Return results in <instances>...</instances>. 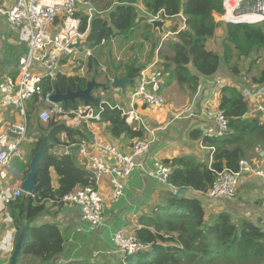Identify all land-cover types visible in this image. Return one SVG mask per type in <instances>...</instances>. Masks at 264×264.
<instances>
[{
	"label": "trees",
	"instance_id": "1",
	"mask_svg": "<svg viewBox=\"0 0 264 264\" xmlns=\"http://www.w3.org/2000/svg\"><path fill=\"white\" fill-rule=\"evenodd\" d=\"M91 5V16L76 14L80 17L79 31L89 28V35L84 48L93 50L111 41L114 37L129 40L134 38L139 25L143 22L141 36L150 41L153 48L154 38L150 34L148 21L161 14L163 19L172 20L183 16L185 29L170 28L174 38L167 41L170 55L158 63L159 73L163 76L160 90L173 83L194 94L199 85L200 77H211L218 74L220 57L223 58V73L231 72L233 79L241 75L237 61L249 58L253 53L264 49V23L257 24H226L225 34L220 51L207 48L218 29L220 22L215 21L224 13L222 0H82ZM1 2V1H0ZM137 5L146 9L147 14L140 16ZM198 39V40H197ZM19 52H26V44L16 48L4 42L0 71L7 77L15 78L19 71ZM64 63V60H61ZM13 65V67H11ZM86 73L92 74L95 80L101 77L97 70L99 65L94 55L88 57L85 64ZM11 67V68H10ZM145 65L133 60L124 72L114 78L127 77L130 86ZM116 66H109V69ZM192 69L194 72H192ZM66 76L59 72L53 82L44 79L41 82L43 96L58 85L61 92L75 90L76 86L84 88L90 79L84 74ZM251 74V68L248 69ZM109 76V75H108ZM104 74L105 86H110L113 78ZM251 83L247 85L257 88L264 84V71L248 76ZM99 83V82H98ZM95 97V96H94ZM99 102L101 98L95 97ZM249 100L238 87L231 82L220 89L218 108L228 119V132L223 136L203 137L197 131L190 133V138L201 139L203 146L212 148L211 162H200L193 155L165 158L162 165L171 168L167 177L169 184L179 188H189L191 195L175 197L170 192L164 194L160 203L152 213L139 217V228L134 230L136 239L149 248L132 255H126L125 264H264V231L258 220L233 216L226 209L206 212L203 199L198 194H206L216 179V173L224 168L236 170L239 160L255 148H264V123L257 113L252 112ZM44 101L37 96L26 103L28 119L34 118L38 110L44 107ZM62 105V104H61ZM80 103H78V106ZM64 110L76 109L71 104L62 105ZM95 122V121H93ZM105 125L106 131L113 139L135 141L146 139L147 132L142 127L128 124L117 110H106L98 121ZM38 131L28 158L29 162L38 150L41 140L47 137L43 155L39 161L32 195L23 194L7 204L17 236L25 227L17 264H52L63 251V241L56 225L45 224L38 228L31 226L32 221L47 210L46 204L52 209L62 206V198L88 185L89 173L78 162L79 147L91 142L92 134L85 124L70 127L64 122L49 120L43 123L37 119L29 124V130ZM28 130V132H30ZM62 135V137H61ZM131 145V144H130ZM63 149L61 153L53 152V148ZM81 158V157H80ZM58 176L57 186H52L50 170ZM24 174V177H25ZM28 258H31L29 261ZM91 264V263H80Z\"/></svg>",
	"mask_w": 264,
	"mask_h": 264
},
{
	"label": "built area",
	"instance_id": "2",
	"mask_svg": "<svg viewBox=\"0 0 264 264\" xmlns=\"http://www.w3.org/2000/svg\"><path fill=\"white\" fill-rule=\"evenodd\" d=\"M4 1L8 8L0 7V15L17 30L18 40L26 44V52L19 58L17 77L14 79L5 77L0 81V114H8L9 117L14 113L18 115L17 121L9 118L8 121L1 123L0 170L8 166L13 159L19 162L26 161L22 145L27 141H34L33 136L28 132L26 103L35 96L39 101L43 100L46 103V108L44 106L38 114L39 121L43 123L54 120L64 122L70 127H77L81 124L87 125L88 121L98 122L103 111L117 110L128 124L142 127L147 132L146 139L131 142L127 153L121 152L111 143L93 140L79 147L78 152L84 169L89 173L88 185L66 194L61 200L62 205L77 207L82 220L92 228L100 227L104 223V200L100 193L102 179H107L110 200L116 201L123 193V180L133 170L137 169L148 176H154L153 172L146 171L144 165L139 162V158L147 153L154 142L155 131L145 127L141 118L136 114L135 105L160 108L165 104V99L160 94L163 76L159 71H152L149 74L142 71L139 82L130 95L128 110L103 97L96 106L84 107L80 104L74 110H64L61 104L49 102L53 90L43 96L41 82L44 79L53 82L58 73L63 72L61 60L72 53L66 49L67 45L76 35L81 37L89 30L87 27L85 32L79 31L81 19L76 14H88L91 11L77 7L78 2L83 3L81 0ZM222 6L224 13L218 18L220 17L227 24H256L264 21V0H222ZM160 15L151 20L157 19ZM185 28L183 24L181 29ZM89 50L91 49L86 50L87 56L91 55ZM35 65L42 69L40 73L34 72ZM247 82L251 83V79L248 78ZM216 84L220 89L224 86L221 79H218ZM243 95L250 103H253L252 112L257 113L259 121L264 123V84L249 92H244ZM205 115L216 123L215 136H223L228 132V119L222 110L214 108L205 112ZM203 137H211V135L205 134ZM255 150V154L250 158L239 160L236 170L224 168L217 172L214 184L203 195L213 200H233L243 179L254 176L260 178L264 184V148ZM170 173L171 168L163 166L157 176L168 192L175 195L179 187L167 182ZM22 195L20 187L13 191H0V212L8 203ZM261 207L263 212L258 221L264 231V198ZM111 241L124 255H132L149 248L148 245L141 244L136 239L134 230L132 231L129 227L115 231Z\"/></svg>",
	"mask_w": 264,
	"mask_h": 264
},
{
	"label": "crops",
	"instance_id": "3",
	"mask_svg": "<svg viewBox=\"0 0 264 264\" xmlns=\"http://www.w3.org/2000/svg\"><path fill=\"white\" fill-rule=\"evenodd\" d=\"M137 8L140 16L147 14L146 9L141 5H137ZM83 15L91 16L89 14ZM166 21L167 24L164 27L165 34L163 36L160 37L157 32H152V29L150 30V34H155L156 37L161 38L159 41L154 38L153 43H158L155 48H153L150 41L143 40L141 36L143 22L140 23L139 31L134 38L129 40L120 37L112 38L109 43L113 42L112 52L113 56L116 57L118 61V65L114 64L113 66H116L115 69L112 68L107 70V76L109 75L108 77L115 79L114 77L124 72V69L130 65L133 60L146 66L143 71L145 74L158 70V63H160L165 56L170 55L169 44L164 40H171L174 38V34L170 32V28L176 27L180 30L184 24V18L179 15L172 20ZM215 21L220 22V28L215 36L207 42V48L210 50H212V47H216L217 43L214 41L220 40L221 35L219 31L225 29L227 24L220 17H215ZM4 42L16 48H20L22 44L18 40L17 30L11 27L6 19L0 15V58L2 56ZM98 48L100 47L89 51L94 55ZM21 53L22 52H19L18 61L23 55H21ZM121 53H124L123 57H121ZM63 60L66 62V58ZM62 66L63 73L66 76L73 75L70 70L67 72L69 67L66 69L64 63H62ZM2 67V64H0V69ZM11 67H13V65ZM33 70L36 73L42 71L37 65L34 66ZM192 72H194L193 69ZM5 76L7 77L6 73L0 71V81L4 79ZM139 78L140 77L136 79L133 86L129 84L125 86V89L126 87L129 89V98L134 87L138 84ZM218 79H221L225 85L227 79L223 72L211 77H200L198 89L194 94H190L185 88H181L175 83L167 88L161 89L160 92L163 93L166 101L165 105L168 108V112L164 115L160 114L161 108H148L144 105H135V110L137 108L148 109L151 112L159 110L158 114L152 118L156 127H150L147 118L144 119L148 129L155 131V140L147 153L139 158V162L144 165L146 171L153 172L154 176H148L145 172L137 169L133 170L130 175L123 180V193L116 201L110 200L107 179H102L100 181V193L104 200V223L100 227L92 228L87 222L82 220L80 211L75 206L62 205L52 209L50 205L46 204L47 210L45 213L37 216L32 221L31 226L34 228H38L45 224H54L57 226L63 241V251L52 264H80L83 262L91 264H125L124 260L126 255L115 247L111 241L112 235L115 231L125 227H129L132 231L139 228V217L152 213L155 207L160 203L164 194H169L168 189L157 176L163 167L162 160L183 155H193L198 161H208V164H210V148L203 146L202 138H190V133L197 131L201 136L205 134L211 136L216 135V123L212 118L206 116L205 112L218 108L220 99V88H218L216 84ZM243 84L244 83L237 81V86L242 94H244V92H249L251 89H255L254 87L250 88L247 83ZM102 91L100 92L101 96L104 95L103 93H106H102ZM110 95L115 101L124 102L125 105L129 103V98L128 100L123 99L124 91L112 89ZM178 103L180 104L179 108H177ZM251 104L253 105V103ZM175 110L178 111L175 113ZM189 111H193V115H190L188 113ZM185 112L189 115L181 118L178 117V114H185ZM12 116L18 120L15 113L11 115L10 118ZM8 120L5 114L1 113L0 127L2 122ZM11 120L17 121L14 119ZM86 123L87 125L85 126L91 132L93 141L111 143L121 152H128L131 141L113 139L102 123L97 121H88ZM36 134H38V131L35 128H32L29 132V135L33 136L34 139ZM188 137L192 142L188 141ZM30 139H32V137H30ZM24 146L26 147L24 148ZM31 146L32 142L29 141L22 145L26 161H28ZM63 149H67L68 151L71 150V148L68 147L62 148L61 146H57L53 148V152L59 154ZM26 161L19 162L13 159L8 166L0 170V191H13L17 187L21 189V182L27 170L25 165ZM78 162L83 165L80 156L78 157ZM50 176L52 179V186L56 187L58 176L53 169L50 170ZM243 184H247L248 189L242 195L235 196L233 200H219L218 202L205 195L198 194V196L203 199V204L205 205L207 213L222 208L226 209L233 216L243 217L249 220H258L263 212L261 203L264 198V184L260 178L254 176L243 179L239 188L243 186ZM16 239L17 233L8 207L5 206L3 211L0 212V264H9ZM28 259L31 261V258Z\"/></svg>",
	"mask_w": 264,
	"mask_h": 264
},
{
	"label": "rangeland",
	"instance_id": "4",
	"mask_svg": "<svg viewBox=\"0 0 264 264\" xmlns=\"http://www.w3.org/2000/svg\"><path fill=\"white\" fill-rule=\"evenodd\" d=\"M83 3H85V2H83ZM0 7L7 9L8 5L3 0V1L0 2ZM92 12L93 11H91L88 14L91 15ZM81 16H83V13H82ZM259 23H261V22H259ZM262 23H264V21H262ZM223 32L225 34V29H221L219 31V34L221 35V38H220V40L218 39L219 41L218 40L214 41L217 44H216L215 48L212 47V50H215L217 52L220 51V45H221V42H222L223 37H224ZM109 42H107V44L105 43L103 46L98 48L95 51V54H94V58H95V60L97 61L98 65H99V68H98L97 72L102 74L101 77H99L98 80H96V82L103 83V84H104V81H105L104 74L107 75V70H108L109 66H112L114 64L118 65V61L116 60V57L113 56V52H112L113 42H111V43H109ZM86 50H87V48H84V50H82V51L81 50L80 51H74L71 54H68V55L64 56L62 59L66 58V62H64V65H65L66 69H67V67H69V69H67V72H68V70H70L72 73H75V74L76 73L79 74V75L80 74H84L85 75L84 77H86L87 79H90L92 77V74H90V73L87 74L86 73V69L87 68L85 66L86 62L88 61V57H89V56H87ZM91 55H93L92 52H91ZM123 56H124V53H121V57H123ZM146 59H148V58H146ZM237 65H238V69H239L241 75L239 77H237V80H235V79H233L231 72L223 73L225 78L227 79L225 84H229L231 82L233 85L238 87L237 86V81L240 82V83H244L245 84L247 79H248V76H250L251 74H259L260 72L264 71V49L263 50H259L257 53H253L249 58L239 59L237 61ZM249 68H251V74L250 75L248 74V69ZM156 71H159V70H156ZM240 85H242V84H240ZM101 91L102 90H99V91L94 90V91H92V95H94L95 97H99V98L103 97V98L107 99L108 101H110L111 103H117L121 107H123L124 109L128 110V106L125 105L124 102L115 101V100L112 99V97L110 95V93L112 92V89H109L108 91H102V93L106 92V93H103L104 94L103 96H101V93H100ZM160 94L164 97L162 92H160ZM128 98H129V89H128V87H126V89L124 90L123 99L124 100H128ZM164 99H165V97H164ZM165 104H166V101H165ZM165 104L162 107H160L161 108V113L160 114H162V115H164V114H166L168 112V108L166 107ZM249 104H250V107L253 108V105L250 102H249ZM44 106L46 108V103H45ZM179 107H180V104L178 103L177 108H179ZM42 109H43V107H41L38 110L36 115H38L39 112ZM135 111H136V114L141 118V120L143 121L145 126H146V124L144 122V119L147 118L149 126L150 127H156V124L154 123L152 118H154L158 114L159 110H155V111L151 112L148 109H138L137 108ZM177 111L178 110H175L174 112L176 113ZM188 113L189 114L193 113V111H189ZM188 113L185 112V114L184 113L178 114V115H180L179 118H181L183 116H188L189 115ZM5 116H6L7 119L10 118L8 114H6ZM16 116H18V115L16 114ZM10 119L17 120V118H15L13 116ZM37 119H38V116H35L34 118L28 119V130H29V124L32 123V122L34 124V121H36ZM188 141L192 142V140L189 137H188ZM25 147L26 146H24V148ZM257 148H261V147H257ZM255 149H254V151L248 152V154L244 158H250L251 156H253L255 154V151H256ZM60 152H61V150H60ZM25 165L27 167L28 161H26ZM239 186H240V184H239ZM247 189H248L247 184H243V186H241L237 190L236 196L242 195ZM215 201L219 202V200H215Z\"/></svg>",
	"mask_w": 264,
	"mask_h": 264
},
{
	"label": "water",
	"instance_id": "5",
	"mask_svg": "<svg viewBox=\"0 0 264 264\" xmlns=\"http://www.w3.org/2000/svg\"><path fill=\"white\" fill-rule=\"evenodd\" d=\"M77 7H79L80 9H84L86 11L92 10V7L89 3L78 2ZM148 24L151 26L152 32H157L160 37L165 34L164 27L167 24V21L163 19L161 15L157 19L149 20ZM88 35H89V30H87L84 33V35L81 37L76 35L72 39V41L67 45L66 49L70 52L82 50V48L84 47L83 45L86 43V39ZM223 66H224L223 58L220 57V68L218 73L223 72ZM128 84H130V80L125 76L113 79L110 86H105L103 83H98L96 82L94 77H91V79L88 82H86L84 88H80L79 86H76L75 90L67 89L65 92H61V90L58 88V85L55 83L53 94L49 97V102L53 104H62V105L71 104V106H73L74 108L78 106V103L82 104L84 107H87L89 105L96 106L97 101L94 95H92V91L99 89L103 91H108L109 89L124 91L125 86ZM46 143H47V137L44 136L41 140L38 150L34 153L32 158L30 159L29 167H28L29 170L25 174V177L21 183V191L26 195H32L36 189L35 175L39 161L45 150ZM191 194L192 192L189 188L182 187L177 190V192L175 193V197H183L185 195H191ZM24 234H25V227L21 229L19 235L17 236L9 264H17V258L20 252Z\"/></svg>",
	"mask_w": 264,
	"mask_h": 264
},
{
	"label": "clouds",
	"instance_id": "6",
	"mask_svg": "<svg viewBox=\"0 0 264 264\" xmlns=\"http://www.w3.org/2000/svg\"><path fill=\"white\" fill-rule=\"evenodd\" d=\"M2 1H3V0H2ZM92 10H93V9H92ZM92 10H91V11H92ZM83 48H84V47H83ZM82 50H83V49H82ZM82 50H81V51H82Z\"/></svg>",
	"mask_w": 264,
	"mask_h": 264
}]
</instances>
